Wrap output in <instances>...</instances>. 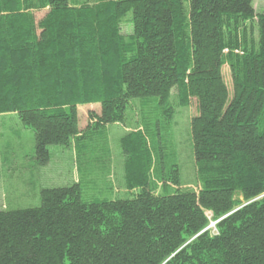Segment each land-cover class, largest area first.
Returning a JSON list of instances; mask_svg holds the SVG:
<instances>
[{"label":"trees","instance_id":"trees-1","mask_svg":"<svg viewBox=\"0 0 264 264\" xmlns=\"http://www.w3.org/2000/svg\"><path fill=\"white\" fill-rule=\"evenodd\" d=\"M254 1L0 0V115L34 132L39 165L49 147L72 146L80 173L86 159L91 170L109 155L96 132L123 124L135 99L142 113L120 139L135 197L85 200L82 178L44 189L40 207L0 211V264H264V12ZM171 100L198 109L197 192L181 188L163 147ZM94 104L100 113L80 130L78 106Z\"/></svg>","mask_w":264,"mask_h":264},{"label":"rangeland","instance_id":"rangeland-1","mask_svg":"<svg viewBox=\"0 0 264 264\" xmlns=\"http://www.w3.org/2000/svg\"><path fill=\"white\" fill-rule=\"evenodd\" d=\"M253 6L257 14L264 12V0H255ZM46 12L47 10L36 12V20L39 21ZM130 19L131 14L129 13L122 24L123 35L129 36L133 33ZM222 73L232 93L229 68L224 66ZM174 94L175 91H173ZM139 101L135 99L130 103L123 124H110L96 132L98 145L106 143L109 155L102 157L99 151L97 155L100 160L98 163L96 160L91 162L93 165L96 164L91 170H89L90 165L87 159L83 160L82 174L79 171L80 167L72 146L49 147V162L44 166L39 165L35 161L34 132L23 127L15 114L0 115V211L40 207L42 190L68 187L77 183L81 178L82 197L85 200L133 199L138 191H129L125 188L124 158L120 139L126 133L140 127L142 113ZM173 101L171 103L174 107V115L170 127L166 128L167 131L163 133L166 140L163 147L167 153L171 150L170 154L174 155L171 159L178 163L181 188L197 192L199 186L190 122L198 115V109L194 100H191L189 106L186 107L178 106ZM77 110L80 130H84L90 123L89 113H100V105L78 106ZM157 112L156 109L155 113ZM211 225L210 227H213Z\"/></svg>","mask_w":264,"mask_h":264},{"label":"water","instance_id":"water-1","mask_svg":"<svg viewBox=\"0 0 264 264\" xmlns=\"http://www.w3.org/2000/svg\"><path fill=\"white\" fill-rule=\"evenodd\" d=\"M211 226H214V224H213V225H211Z\"/></svg>","mask_w":264,"mask_h":264},{"label":"crops","instance_id":"crops-1","mask_svg":"<svg viewBox=\"0 0 264 264\" xmlns=\"http://www.w3.org/2000/svg\"><path fill=\"white\" fill-rule=\"evenodd\" d=\"M97 113V112H96ZM98 114V113H97Z\"/></svg>","mask_w":264,"mask_h":264}]
</instances>
